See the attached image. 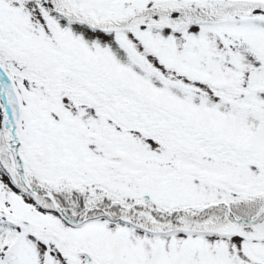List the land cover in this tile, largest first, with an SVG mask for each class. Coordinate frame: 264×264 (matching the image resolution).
Masks as SVG:
<instances>
[{
  "label": "snow or ice",
  "instance_id": "obj_1",
  "mask_svg": "<svg viewBox=\"0 0 264 264\" xmlns=\"http://www.w3.org/2000/svg\"><path fill=\"white\" fill-rule=\"evenodd\" d=\"M0 264H264V0H0Z\"/></svg>",
  "mask_w": 264,
  "mask_h": 264
}]
</instances>
